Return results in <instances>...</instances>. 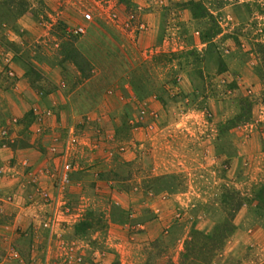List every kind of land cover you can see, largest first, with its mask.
Wrapping results in <instances>:
<instances>
[{"label": "rangeland", "instance_id": "374dc122", "mask_svg": "<svg viewBox=\"0 0 264 264\" xmlns=\"http://www.w3.org/2000/svg\"><path fill=\"white\" fill-rule=\"evenodd\" d=\"M11 231L104 264H264V0H0V260L20 264Z\"/></svg>", "mask_w": 264, "mask_h": 264}, {"label": "crops", "instance_id": "0c3cea01", "mask_svg": "<svg viewBox=\"0 0 264 264\" xmlns=\"http://www.w3.org/2000/svg\"><path fill=\"white\" fill-rule=\"evenodd\" d=\"M19 73H22L19 71ZM23 78V76L21 77ZM17 85H20L21 81L24 79H21ZM25 82V81H23ZM27 85V84H24ZM23 108L25 106L23 105ZM12 155H15L18 159V161L25 163L24 170H26V174L22 176V181H24V186H26V189H24V193L26 197L30 200H32L35 195L33 193V187H30L31 183H36L39 176L37 174L34 176H31V171L33 169L38 168L39 161L41 157H43L41 151L37 149L36 147H24L22 149H18L14 152H12ZM38 162V163H37ZM34 165H33V164ZM41 166H39L40 168ZM38 183V182H37ZM37 200V198H36ZM31 202V201H30ZM29 204V203H28ZM25 205L22 208V212L17 214L16 219L22 220L21 225L19 226V231L25 232V235H29V230H27V225L30 222L35 221L33 219V216L30 214L32 208H35V206L31 205ZM61 230V229H60ZM64 231V230H62ZM60 233H57L55 240L50 241L53 242V245L47 248L39 247L37 243H32L28 238L21 235V239L19 238L18 234L11 231L9 236L11 239H14V242L16 243V240H21V246H22V252L21 259L19 260L20 264H47L49 262L50 264H60L62 261L66 259L67 264H104L98 261L99 258V252L95 255H92V249L89 247V245L82 241L79 242L78 240H64L60 238ZM7 237L6 236H0V251L4 250L5 245L7 246ZM9 240V239H8ZM13 242V243H14ZM43 245V244H42ZM47 249V250H46ZM48 249H51L50 257H48ZM80 251V252H79ZM64 252V254H63ZM3 253V252H2ZM101 257V256H100ZM65 258V259H64ZM6 257L2 259L0 264H3L5 262ZM50 259V261H49ZM63 259V260H62ZM47 261V262H46Z\"/></svg>", "mask_w": 264, "mask_h": 264}, {"label": "built area", "instance_id": "2783aa9c", "mask_svg": "<svg viewBox=\"0 0 264 264\" xmlns=\"http://www.w3.org/2000/svg\"><path fill=\"white\" fill-rule=\"evenodd\" d=\"M84 18L85 19H89L90 18V14L89 13H85L84 14ZM84 32V28L82 26H77L74 29V33L76 34H80ZM71 168H70V164L69 163H64L61 165L60 170L58 171L57 174H54L55 177V182L59 185L61 184H66L69 180V174H70ZM40 194H45V192H40ZM14 255H16V253H14Z\"/></svg>", "mask_w": 264, "mask_h": 264}]
</instances>
